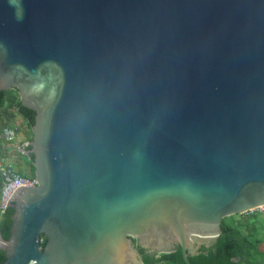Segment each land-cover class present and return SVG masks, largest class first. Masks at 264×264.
I'll list each match as a JSON object with an SVG mask.
<instances>
[{
  "label": "water",
  "instance_id": "95a60500",
  "mask_svg": "<svg viewBox=\"0 0 264 264\" xmlns=\"http://www.w3.org/2000/svg\"><path fill=\"white\" fill-rule=\"evenodd\" d=\"M10 90L37 185L1 264H192L264 207V0H0Z\"/></svg>",
  "mask_w": 264,
  "mask_h": 264
},
{
  "label": "trees",
  "instance_id": "16d2710c",
  "mask_svg": "<svg viewBox=\"0 0 264 264\" xmlns=\"http://www.w3.org/2000/svg\"><path fill=\"white\" fill-rule=\"evenodd\" d=\"M9 92H15L17 99L9 100ZM14 95V93H13ZM17 114L23 119L24 124L31 131L27 141L33 140L32 127L35 123L36 113L25 108L16 90L0 92V126L3 124V117L6 114L3 110L7 101ZM31 146L25 147L24 154H20L15 161V172L25 177H35V167L33 164L34 155L28 154ZM14 209L7 208L1 215L0 212V234L8 240L11 235L12 215ZM261 212L255 211L244 215H236L222 221V232L216 244L211 247L202 246L197 255H189L192 264H264V238L262 230L258 225L263 224ZM47 239L41 237V246L45 247ZM144 264H186L183 258L182 249L178 247L174 252L161 255H152L145 249L138 247ZM6 260L5 252L0 250V264Z\"/></svg>",
  "mask_w": 264,
  "mask_h": 264
},
{
  "label": "built area",
  "instance_id": "2783aa9c",
  "mask_svg": "<svg viewBox=\"0 0 264 264\" xmlns=\"http://www.w3.org/2000/svg\"><path fill=\"white\" fill-rule=\"evenodd\" d=\"M16 137L17 133L14 129L9 127L0 129V140H5L11 143L16 139ZM28 145V143H25L24 146H21L19 151L24 150ZM0 178L2 181L0 193L1 215H3L7 208H9L8 203L17 190L23 187H35L37 185L35 177L22 176L21 174L15 172L13 165L5 162H0ZM258 211L264 216V207L260 208Z\"/></svg>",
  "mask_w": 264,
  "mask_h": 264
},
{
  "label": "crops",
  "instance_id": "0c3cea01",
  "mask_svg": "<svg viewBox=\"0 0 264 264\" xmlns=\"http://www.w3.org/2000/svg\"><path fill=\"white\" fill-rule=\"evenodd\" d=\"M14 99L10 97L9 100ZM7 101V105L4 108L6 113L3 117V124L0 126V129L4 127L12 128L16 131L17 137L13 142H7L5 140H0V162H5L15 166V161L19 159V155L15 152L19 151L21 146H24L25 143H30L27 141V137L30 136L31 131L24 124L23 119L17 114L16 110L12 108ZM11 107V109H10ZM15 170V168H14ZM2 181L0 178V193H1Z\"/></svg>",
  "mask_w": 264,
  "mask_h": 264
},
{
  "label": "rangeland",
  "instance_id": "374dc122",
  "mask_svg": "<svg viewBox=\"0 0 264 264\" xmlns=\"http://www.w3.org/2000/svg\"><path fill=\"white\" fill-rule=\"evenodd\" d=\"M15 99H17V98L15 97ZM10 109H11V107H10ZM262 219H263V224H259L258 227H259L260 230H262V235L261 236H262V238H264V217Z\"/></svg>",
  "mask_w": 264,
  "mask_h": 264
}]
</instances>
